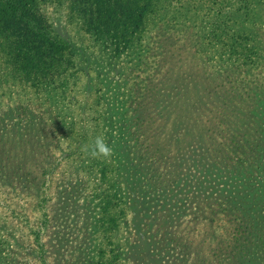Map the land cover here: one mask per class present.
Returning <instances> with one entry per match:
<instances>
[{"label": "rangeland", "instance_id": "rangeland-1", "mask_svg": "<svg viewBox=\"0 0 264 264\" xmlns=\"http://www.w3.org/2000/svg\"><path fill=\"white\" fill-rule=\"evenodd\" d=\"M199 1L130 0L102 49L88 0H33L27 68L0 38V264H264V0Z\"/></svg>", "mask_w": 264, "mask_h": 264}, {"label": "trees", "instance_id": "trees-1", "mask_svg": "<svg viewBox=\"0 0 264 264\" xmlns=\"http://www.w3.org/2000/svg\"><path fill=\"white\" fill-rule=\"evenodd\" d=\"M32 1L33 0H0V22H2L0 23V38L8 42L7 47L8 49H10L9 61L12 62L13 64L12 67H15L14 65L17 64L14 62V60L16 61L19 60L20 61L19 64L21 65V67L27 68L36 53V51L34 50L33 43H35L38 40L44 42L46 40L43 39H46V36H48L46 30L43 29L44 27L40 26L41 20L39 16H36L33 11ZM88 1H89L88 10L81 11V15L83 17H87L89 25H87L86 30L92 34L93 42L98 43V45L97 44L96 45L97 46L100 45L102 49H105L103 47L105 44L100 39L101 37L106 36L104 35L107 34L105 31L111 29L112 25L115 22H117L116 23L117 26L119 23L126 21L127 26H130L134 29V27H136L137 23L140 21L139 16L136 17L135 19V17H133L132 15L133 10H130L131 5L128 4L130 0H88ZM145 1H147V3H149L148 6H150V4L155 0H145ZM188 1L195 2L196 0H188ZM199 3L203 4L206 8L208 7V9H211L213 11L210 16L215 20H217L216 18L217 11L220 12L222 10H225L227 13L226 16L228 17V20H231L230 17H233L236 14V10L232 8V5L228 3L227 0H200ZM177 8H180V10L185 9L183 5H178ZM163 9L164 12L169 10V8H163ZM242 10L248 11L247 8L246 10L245 8H242ZM186 11L187 10L185 9V12ZM176 12L177 14L180 13L178 10ZM181 14L183 16L184 12ZM230 25H228L227 27H229ZM77 49L76 48L70 49V51L73 52L74 54L80 55V57L82 58L83 65H87V63L91 64L93 60L95 61L96 58L92 59L91 57H89L90 52L89 53L82 52V51H86L85 48H83L82 46H78ZM106 50H108V48ZM108 53H106L105 56H109ZM96 62L98 63L99 66L104 64V66L99 67L98 69L99 71H103V69L108 64H110L109 58H105L104 62L102 60H97L94 63ZM98 70L97 71L95 70L96 78L101 80L103 79L101 75L102 73H100ZM109 126L110 124L108 125V127ZM88 143L89 142H86L83 139H79L75 142L76 147L80 145L85 146ZM111 145L112 144L110 143L109 145L110 147L112 148L115 147ZM96 165L97 166L100 165V161L96 160ZM128 167L132 168V166H130L129 164ZM97 172L100 173L101 176H103L105 172L104 167L102 166L100 168H97ZM113 174L115 176L114 178L118 180L117 182L124 184L131 185L134 181L136 182L139 180L137 179V177L134 176V174H129L128 168H126L125 164L116 165V167L113 170ZM114 195L116 197H119L118 199L119 201L120 199H122L121 192H115ZM121 202H123V200ZM87 215H89V218L94 216V215L90 216V212H88ZM94 226H95V221H94V225L91 227L94 228ZM137 240H138L137 247L139 248V253L143 252L145 254V256L143 254V257L145 258L148 255L146 254V249L148 248V244L144 243L143 237H138ZM147 264H152V261L149 260Z\"/></svg>", "mask_w": 264, "mask_h": 264}, {"label": "clouds", "instance_id": "clouds-1", "mask_svg": "<svg viewBox=\"0 0 264 264\" xmlns=\"http://www.w3.org/2000/svg\"><path fill=\"white\" fill-rule=\"evenodd\" d=\"M84 151L92 158H110L113 155V148L108 145L102 136L95 137L91 146H85Z\"/></svg>", "mask_w": 264, "mask_h": 264}]
</instances>
